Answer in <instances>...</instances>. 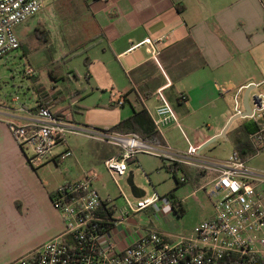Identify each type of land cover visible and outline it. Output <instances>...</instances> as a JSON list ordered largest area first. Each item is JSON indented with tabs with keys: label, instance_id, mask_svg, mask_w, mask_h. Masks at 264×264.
I'll use <instances>...</instances> for the list:
<instances>
[{
	"label": "crops",
	"instance_id": "1",
	"mask_svg": "<svg viewBox=\"0 0 264 264\" xmlns=\"http://www.w3.org/2000/svg\"><path fill=\"white\" fill-rule=\"evenodd\" d=\"M41 13L43 19L38 27L48 36L50 28H54L56 36L70 39L77 46L74 56L88 57L89 64H85L88 84L92 86L95 81L98 88L111 87L121 93L125 99L121 121L143 108L152 119L151 114L159 104L156 92L170 82L165 93L182 130L172 124L164 129L162 137L167 145L171 144L172 136L182 137L185 147L180 150L188 149L186 139L202 148L220 136L234 117L237 93L240 92L244 112V95L247 90L252 91L248 101L252 113L253 96L264 92L261 91L264 87V0H62L48 1ZM73 73L80 81L79 73ZM67 80L75 84L71 75ZM53 82L51 91L37 89L40 95L36 105L47 104L56 110L69 105L70 97H55L59 87L57 81ZM182 94L187 97L186 101L181 100ZM78 104L74 107L76 121ZM117 107V104L109 106L111 110ZM34 109L28 108L25 112L29 116L19 119H32ZM204 124L208 126L207 131L195 130ZM260 127L261 120L249 117L233 122L227 131L233 152L240 154L235 150V138L247 139L251 145V136ZM67 149L73 153L71 157L77 169L72 170L70 164L64 171L67 176L61 171L60 183L49 190L51 183L43 181L39 171L28 164L6 118L0 117V264H12L63 232V219L53 206L51 194L66 181L82 179L88 171L80 165L69 143L63 152ZM117 153L115 147L97 143L88 161L92 165L104 164ZM263 154L247 158L248 165ZM139 156L130 165L140 163ZM69 158H59L40 169L53 165L59 168ZM167 160L162 158L164 165ZM169 166V172L174 168L177 176L181 173V178H185L176 180L178 187L193 181L203 189L211 186L215 177L211 172L184 165ZM251 168L264 171L260 167ZM259 190L264 194V185ZM29 222L30 227L39 228L34 239L16 238L20 228Z\"/></svg>",
	"mask_w": 264,
	"mask_h": 264
},
{
	"label": "built area",
	"instance_id": "2",
	"mask_svg": "<svg viewBox=\"0 0 264 264\" xmlns=\"http://www.w3.org/2000/svg\"><path fill=\"white\" fill-rule=\"evenodd\" d=\"M48 1L62 0H0V60L22 50L16 28L41 13ZM155 60L158 62L156 56ZM24 74L33 77L35 70L29 65ZM170 86L168 82L157 90L159 104L151 114L161 134L172 124L182 130L165 93ZM239 94L235 96L234 116L242 114ZM186 99L182 94L181 100ZM257 99L249 116L255 121L261 120L260 129L250 139L254 155L264 153V92L257 94ZM12 101L20 105L19 111L28 110L18 96ZM77 102L70 97L69 105L58 110L37 104L32 119L25 123L9 121V128L23 152L31 149L30 154H24L33 169L71 157V150L57 154L55 149L66 147L71 136L84 137L118 150L104 162L114 180L126 177L130 162L140 154L215 174L211 182L212 195L219 197L214 203L215 213L187 236L172 237L154 230L137 235L135 230H127L123 236L120 227L126 224L130 214L152 208L160 211L162 199L158 195H145L132 203L123 197L125 202L119 203L110 196L103 198L95 187L99 174L91 169L82 179L66 181L51 194L53 206L63 219V232L12 264H264V194L259 190L264 185V171L252 169L248 160L236 151L226 160L204 161L201 149L188 139L189 147L183 151L133 133L81 126L75 120ZM124 104L125 99L121 97L117 105ZM171 172L175 180H185L177 179L174 168ZM164 201L170 203L168 198Z\"/></svg>",
	"mask_w": 264,
	"mask_h": 264
},
{
	"label": "rangeland",
	"instance_id": "3",
	"mask_svg": "<svg viewBox=\"0 0 264 264\" xmlns=\"http://www.w3.org/2000/svg\"><path fill=\"white\" fill-rule=\"evenodd\" d=\"M42 19L43 13H39L16 28L26 54L22 50H18L13 52L10 57L0 60V117H5L7 123L9 121L25 123V120L19 118L29 115L18 110L20 105L14 103L13 98L18 96L21 104H26L30 109L35 108L36 99L40 95L37 89L45 88L46 91H51V85L55 83L51 74L54 73L61 76L56 82L59 90L54 93L55 97L75 96L74 99L79 102L77 123L88 128L110 129L112 125L122 119L121 106L113 110L109 108L112 104H118L121 93L111 87L98 88L93 80L94 83L92 82V86H90L85 79L86 56L81 54L74 56L77 46L72 44L70 39L56 36L57 32L54 28H50L51 34L48 39H40L37 36L36 28ZM29 65L35 70L33 77H27L24 74L25 68ZM74 71L79 73L80 81L75 78ZM69 75L73 77L75 84L67 80ZM97 78L100 77L97 76ZM77 81L80 82L79 85L76 84ZM77 86H79L78 92L76 91ZM261 91H264V87ZM228 102L233 109V100L230 99ZM149 106L152 107V104L150 103ZM195 130L205 132L208 130V126L204 124ZM68 143L74 150L80 165L86 167L87 170L95 169L98 172L99 180L95 183V187L103 198L110 196L113 199H118L119 203H124V197L128 201L136 203L137 200L127 182L130 173H133L135 184L146 192L147 197L158 195L162 199L159 202V207L162 208L160 211L152 208L135 215L130 214L126 224L120 227L123 236L127 230H135L136 235L143 231L154 230L172 237L187 236L197 224L209 219L215 213L214 203L219 197L212 195L213 187L206 186L205 189H199L200 186H195L193 181L178 187L173 173L167 170V166L170 167L169 165L172 164L170 160L165 161L164 165L160 157L140 154V156L138 155L140 163H132L126 177L114 180L102 162L92 165L88 161L91 150L97 148L96 142L84 137L71 136L68 138ZM170 143L175 150L185 147L182 137L179 138L178 135L172 136ZM63 150L64 146H59L55 152H63ZM24 152L28 155L31 153V149L24 150ZM200 153L204 161L214 163L228 159L233 153V146L228 139L220 138L201 149ZM70 164L72 170L77 169L74 158L70 157L66 164L60 165V169L53 165V167L43 168V170L40 168L34 170L39 171L43 181L51 183L47 187L51 190L55 183H60L62 179L60 172H66ZM250 166L264 168V154L253 158L250 161ZM177 177L180 179L181 173ZM202 183L205 184V180ZM171 193L182 202L184 214H177L172 209L171 203H165L164 198H167ZM30 225L29 222L28 225L21 227V232L16 238L34 239L39 228L30 227Z\"/></svg>",
	"mask_w": 264,
	"mask_h": 264
},
{
	"label": "trees",
	"instance_id": "4",
	"mask_svg": "<svg viewBox=\"0 0 264 264\" xmlns=\"http://www.w3.org/2000/svg\"><path fill=\"white\" fill-rule=\"evenodd\" d=\"M37 36L40 39H48V33L45 30H42L40 27L36 28ZM22 49L25 50L24 45L22 44ZM85 64H89L88 57L85 58ZM54 81H58L59 78H56L55 74H51ZM110 130L119 132V133H133L136 134L143 139L158 143L165 144V141L162 137V134L156 129L152 119L149 116L148 111L143 108L138 112H135L134 115L130 118H127L118 124L112 126ZM235 150L239 151L241 156L245 159L252 157L254 155V149L251 147L250 143L247 139H234ZM174 211L177 214H184L185 210L182 202L178 198L175 197L173 193L167 196ZM179 210V211H178Z\"/></svg>",
	"mask_w": 264,
	"mask_h": 264
},
{
	"label": "water",
	"instance_id": "5",
	"mask_svg": "<svg viewBox=\"0 0 264 264\" xmlns=\"http://www.w3.org/2000/svg\"><path fill=\"white\" fill-rule=\"evenodd\" d=\"M251 92H252L251 90H247L246 93H245V95H244V104H243V106H244V112H242L241 115L234 116L230 120V122L227 124V126L224 129L223 133L220 136H218L217 138L212 139L208 144H206L205 146H203L201 149H203L204 147H206L210 143L216 141L217 139H220V138L228 139L227 138V131L229 130V128L231 127V125L233 124V122H235V121H237V120H239L241 118L249 117L251 115V112H249L250 111V106L248 105L249 96H250V93ZM252 100H253V104L254 105L257 104L258 103L257 95L253 96ZM127 182H128V185H129V187L131 189V192H132V194H133V196L135 198H137V199L138 198H143L146 195V192L143 189L139 188L135 184V180H134L133 173H130Z\"/></svg>",
	"mask_w": 264,
	"mask_h": 264
}]
</instances>
